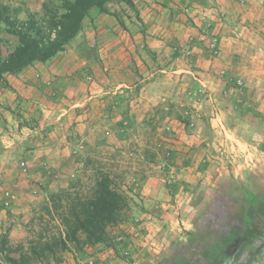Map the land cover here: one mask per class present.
<instances>
[{
    "label": "rangeland",
    "instance_id": "rangeland-1",
    "mask_svg": "<svg viewBox=\"0 0 264 264\" xmlns=\"http://www.w3.org/2000/svg\"><path fill=\"white\" fill-rule=\"evenodd\" d=\"M64 1L0 0V17L35 16L48 24L64 12ZM139 3L92 7L63 50L0 78V264H85L108 248L129 264L134 250L143 249L149 261L150 236L180 232L187 221L213 220L218 231L221 223L233 224L224 197L202 189L236 184L222 136L200 112L199 99L210 90L198 80L199 66L175 60L184 54L179 38L169 40L166 54L150 47L147 30L163 23L145 21ZM193 36L183 42L189 45ZM18 45L0 21V62ZM20 75L40 78L29 97L7 79ZM215 170L220 178L213 179ZM107 177L128 207L105 242L88 244L81 231L73 241L68 210ZM171 222L176 229L166 228ZM242 235L256 237L247 229ZM224 245L220 240L204 261L197 248L166 264H232Z\"/></svg>",
    "mask_w": 264,
    "mask_h": 264
},
{
    "label": "crops",
    "instance_id": "crops-1",
    "mask_svg": "<svg viewBox=\"0 0 264 264\" xmlns=\"http://www.w3.org/2000/svg\"><path fill=\"white\" fill-rule=\"evenodd\" d=\"M139 1L145 21L163 23L147 30L150 47L164 49L166 54L171 49L169 40L179 38L184 54L175 60L187 67H200L194 71L210 90L204 89L206 94L199 99L200 112L209 114L212 122L208 128L221 134L236 184L225 189L213 182L212 190L206 185L202 188L215 197H224L232 225L221 223L218 231L213 220L203 221L201 226L199 221H183L185 225L179 228L171 222L166 228L180 232L166 233L162 239L148 237L149 261L143 249L135 245L133 248L140 250H134L136 260H130L131 264H166L178 253L186 258L197 248L207 255L201 257L204 261L213 257L220 240L225 242L222 253L232 264H264V0ZM190 34L195 37L186 45L183 41ZM168 60L166 65H172ZM186 71L192 72L190 68ZM20 76L7 79L20 94L29 97L40 78ZM213 176L220 178L216 170ZM193 228L199 231L193 233ZM246 229L256 237L242 235ZM237 230L239 234L229 238V233ZM93 258L101 264H129L111 254L109 248L89 256L88 261Z\"/></svg>",
    "mask_w": 264,
    "mask_h": 264
},
{
    "label": "trees",
    "instance_id": "trees-1",
    "mask_svg": "<svg viewBox=\"0 0 264 264\" xmlns=\"http://www.w3.org/2000/svg\"><path fill=\"white\" fill-rule=\"evenodd\" d=\"M111 0H65L64 12L56 14L48 24L30 16L23 21L0 17L16 35L19 45L0 62V78L4 73H16L35 61H44L61 51L82 29L83 19L92 7L106 11V4ZM132 3V0H118ZM128 207L127 197L117 191L109 178H102L96 185L93 195L83 203L73 205L65 223H71L68 232L73 241H79L78 232L86 235V243L105 242L108 228L113 226L123 209ZM62 244L66 245V241Z\"/></svg>",
    "mask_w": 264,
    "mask_h": 264
},
{
    "label": "built area",
    "instance_id": "built-area-1",
    "mask_svg": "<svg viewBox=\"0 0 264 264\" xmlns=\"http://www.w3.org/2000/svg\"><path fill=\"white\" fill-rule=\"evenodd\" d=\"M212 46H214V45L212 44Z\"/></svg>",
    "mask_w": 264,
    "mask_h": 264
}]
</instances>
